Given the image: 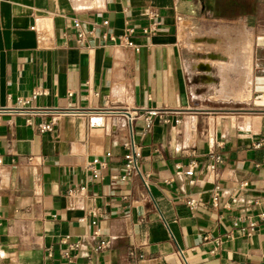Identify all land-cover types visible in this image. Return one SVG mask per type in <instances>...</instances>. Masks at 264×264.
<instances>
[{"label":"crops","instance_id":"1","mask_svg":"<svg viewBox=\"0 0 264 264\" xmlns=\"http://www.w3.org/2000/svg\"><path fill=\"white\" fill-rule=\"evenodd\" d=\"M263 6L0 0V264H264V221L253 204L264 202ZM152 10L158 25L146 32ZM74 20L87 30L84 45ZM129 28L139 50L103 37ZM226 29L231 47L251 48L239 67L250 70L247 98H222L212 88L217 68L208 52L224 53L229 64L236 48L200 54L182 46L183 36L220 43ZM228 103L252 106L216 105ZM55 108L137 112L140 174L121 179L130 137L124 115H68L41 130ZM212 152L223 157L215 171ZM248 216L257 223L250 236L234 224L248 228ZM68 235L82 240L70 258Z\"/></svg>","mask_w":264,"mask_h":264},{"label":"built area","instance_id":"2","mask_svg":"<svg viewBox=\"0 0 264 264\" xmlns=\"http://www.w3.org/2000/svg\"><path fill=\"white\" fill-rule=\"evenodd\" d=\"M159 16V13L155 10H152L150 12V18H151V26L149 27V29H145V31H155L156 30V26L158 25V21L157 18ZM73 27L75 29V34H76V39L77 42L80 45H84L87 41V30L83 27V25L81 24V22L79 20H74L73 22ZM134 32L133 28H129V30L127 32L121 33V34H104V39H106L107 41H111L113 43H118L120 45L123 46H127V47H133L136 50H139V46L137 43L134 42L133 38H132V34ZM38 92H35L32 96V98H35ZM19 111L22 112H26L24 109H20ZM35 112V111H32ZM52 115H53V121L50 123H41L39 125L41 130H51L53 127L54 122L57 119H60L63 116H68V115H72V116H83V117H87V118H94V116H100V115H107V116H111V117H116V116H120V115H124L128 122H129V141H128V152L125 155V166H126V171L124 174H122L121 179L122 180H126L128 179L130 176H132L133 174H140V170H139V165H138V161L139 158L141 156V150L139 145L136 143L135 141V137H134V129H133V120L134 118L138 115L137 112H135V114L129 112L128 110H124V109H78V108H62V109H52L49 111ZM152 118L150 116H147L145 118V127L146 128H150L152 125ZM209 142L211 144V146L214 144V138L213 136H210L209 138ZM211 162L209 163V168L211 171H215L218 167V165L223 161V157L220 154L211 153ZM144 183H146V181L144 180ZM244 186H247V183L243 184ZM233 201H236V198L233 199ZM253 204L255 206L259 207V212H258V216L261 220L264 221V202L261 201V199L256 198L253 200ZM90 214L97 218L100 215V211L98 208H94L90 211ZM249 219L251 218V216H248ZM86 217H82L80 218V220L85 221ZM92 222L94 224H96V219L92 220ZM234 224L236 226L240 227V231L242 234L244 235H252L256 228H257V223L255 221H252L250 219V226L244 227V226H240L239 220L235 221ZM100 233L99 229L94 231V235H98ZM62 241L67 244V250L65 252V255L67 257L70 258V252L71 251H75L78 250L81 247L82 244V240L81 238H77L75 240H73L71 238V236H64L62 238ZM221 241L219 240V243ZM107 242H102L101 246H106ZM247 264V263H245Z\"/></svg>","mask_w":264,"mask_h":264},{"label":"rangeland","instance_id":"3","mask_svg":"<svg viewBox=\"0 0 264 264\" xmlns=\"http://www.w3.org/2000/svg\"><path fill=\"white\" fill-rule=\"evenodd\" d=\"M214 12H221V14L225 13L224 8H222V10L220 11L219 8H215L214 11H212V13ZM262 16L264 17V6H263V10L261 12ZM221 21V20H219ZM206 30L209 29V24L207 23L205 25ZM227 30V29H226ZM238 32V34L245 36L247 34V31L245 30V28H239L236 27L232 28V33L234 32ZM188 35V34H187ZM221 36L220 38V43H211V42H207V43H193L189 40L186 39L185 36H183L181 38V42H182V46L184 48V52H198L200 54H206L208 52V50L210 48L216 50L218 53L219 52H229L231 48L234 47L237 49V55L235 56L237 60H233V63L228 62L229 64H227V58L225 56L224 53H213V52H208L207 54V58L208 60L212 63H214L215 68H217V70L215 71L216 74V78L218 80V83L216 86H212V88L217 92V94L219 95V97L222 98H230V96L234 97V98H247L250 95V92L247 91V85L250 83L251 80V76L250 74V70L248 69V74L244 73L243 70H240L239 67L242 63V65H245V60L247 62V60H250L251 56V48L247 49L245 47V45L243 44H238V45H234L233 47H231V45L229 44V42L231 41L230 35L231 33L227 30L222 34H219ZM234 36V35H233ZM248 50V56L246 57L245 52ZM243 55V62H241V57ZM261 55V53H260ZM205 58V57H203ZM202 58V59H203ZM248 58V59H247ZM233 59V58H232ZM235 59V58H234ZM220 61H225L224 63H221ZM249 62V61H248ZM250 63V62H249ZM238 67V68H237ZM227 72L228 75H230L232 78L229 80L228 77V82H225V79H222L223 73ZM258 73V72H257ZM256 73V74H257ZM230 91V92H229ZM216 105H221V106H226L227 108H232V109H242L239 111H248L249 104H235V103H228V104H216Z\"/></svg>","mask_w":264,"mask_h":264},{"label":"bare ground","instance_id":"4","mask_svg":"<svg viewBox=\"0 0 264 264\" xmlns=\"http://www.w3.org/2000/svg\"><path fill=\"white\" fill-rule=\"evenodd\" d=\"M221 63H224L225 61H220ZM230 92V91H229Z\"/></svg>","mask_w":264,"mask_h":264}]
</instances>
